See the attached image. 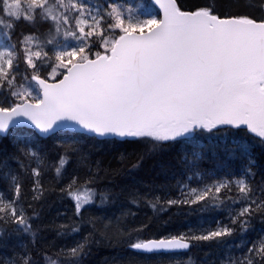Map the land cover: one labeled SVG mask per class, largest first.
<instances>
[{"label":"snow or ice","instance_id":"snow-or-ice-1","mask_svg":"<svg viewBox=\"0 0 264 264\" xmlns=\"http://www.w3.org/2000/svg\"><path fill=\"white\" fill-rule=\"evenodd\" d=\"M155 4L162 16L142 18L139 9L134 12L119 0H105L102 10L86 0H0V12L8 18L0 16V26L9 30L4 33L9 41L14 21L23 19L34 28L48 22L43 40L26 35L18 41L22 48L10 44L0 50V96L5 97L0 103V132L30 122L42 134L69 130L96 137L174 141L198 130L211 133L231 126L254 134L264 145V17L258 19L252 12L221 14L211 5L185 10L178 0H155ZM259 10L264 12V0ZM59 37L78 43L60 46ZM48 45L52 48L45 50ZM21 62L31 69L21 78L27 83L17 80ZM43 64L50 68L45 77ZM68 163L67 157L61 158L56 173ZM8 167L0 159V168ZM33 174L41 175L39 170ZM76 184L73 177L62 191L75 201L78 214L95 193L84 184L74 188ZM235 188L251 202L241 206L228 226L130 246L149 253L187 250L193 241H223L244 230L257 212L264 215V195L252 199L257 191L264 193V187L254 188L239 179ZM231 190V181H218L167 203H223L221 194ZM20 192L16 185L14 197L19 198ZM0 222L16 225L17 232L32 228L12 198L0 197ZM6 235L0 232V243ZM82 251L83 245H78L70 254ZM247 251L239 264H264V241ZM25 257L15 264H34ZM47 260L56 264L50 256Z\"/></svg>","mask_w":264,"mask_h":264},{"label":"trees","instance_id":"trees-1","mask_svg":"<svg viewBox=\"0 0 264 264\" xmlns=\"http://www.w3.org/2000/svg\"><path fill=\"white\" fill-rule=\"evenodd\" d=\"M93 8L103 9L105 0H86ZM110 2V0H109ZM132 6L142 18L159 13L154 0H119ZM185 10L211 5L221 14L252 12L258 19L261 0H178ZM0 16L7 21L5 13ZM38 28V30H37ZM9 30L0 26V49L18 44L26 35L44 39L48 22L33 27L23 19L14 21L11 40ZM72 38H58L60 46L71 47ZM48 45L45 50H50ZM20 63L18 82L31 72ZM50 71L41 66V76ZM27 83V82H24ZM31 84L35 86V82ZM5 97L0 96V103ZM260 138L231 126H221L209 133L198 130L189 137L174 141H152L150 138L113 137L101 139L89 134H73L69 130L42 136L31 128H13L0 134V159L8 162L0 168V194L15 200L29 218V232H17L14 224L0 222L6 232L0 243V264H15L30 256L34 264H239L249 255L252 245L264 240V215L257 212L244 230L234 232L223 241H193L187 252L144 253L130 245L152 237L200 234L220 225L228 226L245 201L232 183L246 175L256 188L264 187V145ZM247 146L245 151L244 147ZM36 152V156L31 153ZM69 163L56 173L59 160ZM39 170L36 177L33 172ZM250 171V173H249ZM16 177L14 182L12 177ZM84 184L95 195L92 202L77 214L75 201L67 195L72 178ZM201 180L198 181V178ZM231 181L232 190L222 193L223 203L169 205L168 200H181L185 185L213 184ZM37 180L39 186H37ZM21 188L19 198L14 187ZM260 191L252 199L259 200ZM35 197V198H34ZM104 217L118 219L108 226ZM236 227V225H232ZM259 242V243H258ZM83 245L77 256L71 249Z\"/></svg>","mask_w":264,"mask_h":264},{"label":"rangeland","instance_id":"rangeland-1","mask_svg":"<svg viewBox=\"0 0 264 264\" xmlns=\"http://www.w3.org/2000/svg\"><path fill=\"white\" fill-rule=\"evenodd\" d=\"M95 9V8H94ZM77 41H75V40H73V43H72V46H76L77 45ZM4 47H2L0 50H2ZM249 173H250V171H249ZM248 174V172L246 173V175ZM246 175H244V176H242L241 178H237V179H235L234 181H232V183L235 185V182L237 181V180H239V179H245L248 183H249V178L246 176ZM201 180V177H199L198 178V181H200ZM223 181H229V180H227V179H225V180H223ZM198 184H196V185H192V184H188V185H185L183 188H182V190H181V192H180V196H181V198L182 199H185V198H187V196H188V194H189V191H190V189H192V188H196V189H198V190H202L205 186H209V185H211V184H201V185H199V182H197ZM231 183V184H232ZM0 197H2L3 198V200L4 201H8L2 194H0ZM103 219H106L105 221H106V224L108 225V226H110V225H112L113 223H115V222H117L118 221V219H115V218H112V217H104ZM220 226H222V225H220ZM264 241V240H263ZM261 242V241H260ZM259 243V242H258Z\"/></svg>","mask_w":264,"mask_h":264},{"label":"water","instance_id":"water-1","mask_svg":"<svg viewBox=\"0 0 264 264\" xmlns=\"http://www.w3.org/2000/svg\"><path fill=\"white\" fill-rule=\"evenodd\" d=\"M161 11H162V10H161ZM50 82H51V80H50ZM21 127H27V128L35 129V127H34L33 125H31L30 122H27V123L22 124V125L10 126V129H9V132H8V133L0 132V134L8 135V134L10 133L11 129H13V128H21ZM35 130H36L40 135H42V136H49V135H52V134H53V133H50V134H42V133L39 132L38 129H35ZM57 131H59V130H57ZM57 131H56V132H57ZM54 133H55V132H54ZM89 135H91V134H89ZM108 137H118V136H108ZM99 138H101V139H105V138H107V137H99ZM161 238H163V237H160V238L152 237V238L147 239V240H151V239H161ZM147 240H145V241H147ZM133 249H134V248H133ZM134 250L139 251V252L149 253V252H146V251H143V250H138V249H134ZM189 250H190V248L187 249V250H174V251H163V250H162V251L151 252V253H162V252H182V251H189Z\"/></svg>","mask_w":264,"mask_h":264}]
</instances>
